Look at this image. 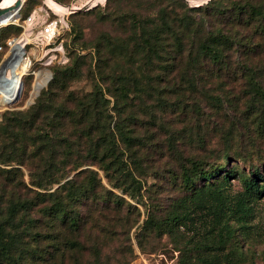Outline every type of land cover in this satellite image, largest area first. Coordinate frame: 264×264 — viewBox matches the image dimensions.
I'll return each instance as SVG.
<instances>
[{"label": "rangeland", "instance_id": "obj_1", "mask_svg": "<svg viewBox=\"0 0 264 264\" xmlns=\"http://www.w3.org/2000/svg\"><path fill=\"white\" fill-rule=\"evenodd\" d=\"M210 1L22 0L19 21L0 27L1 69L12 55L7 42L23 36V20L33 11L43 7V16L49 19L65 16L67 23L52 43V47L62 44L66 59L60 60L58 54L53 64L45 65L34 44L26 47L33 62L32 71H41L42 78L48 73V83L33 98L35 73L24 74V91L18 102L0 107V137L4 141L0 146L4 148L0 157V207L16 201V197L34 201L36 205L30 214L36 227L31 234L42 233L35 240L31 234L23 236L27 245H17L14 252L17 264H61L59 253L44 242L50 233L60 241L78 239L85 245L84 250L67 252L63 264H185L186 257L196 253L187 250L189 232L175 228L170 233H160L152 226L142 229L149 214L162 221L177 201L186 196L180 179L185 160L199 158L206 150L210 160L222 161L228 156L232 165L247 174L264 167V126L263 129L258 126L264 123V104H251L247 83V75L252 72L264 87V19L258 17L264 12V0H218L212 7L208 5ZM235 5L237 9L243 8L240 20ZM250 6L257 10L251 13ZM73 9L80 10L70 13ZM161 13L168 14L180 29V22L188 20L194 24L184 36V53L176 60L167 52L176 43L171 34L160 54L137 52L133 46L135 39L140 40L139 25L150 27L149 19ZM219 28L232 38L230 69L223 72L209 62L199 61L194 48L208 30ZM104 35L115 38L108 54L99 49L101 43L104 45L101 41ZM227 77L234 83L225 84ZM97 88L107 100L101 108L97 107L104 125H109L112 132L117 124L124 125L136 137L132 148L135 152L125 153L130 159L129 172L102 168L98 160L88 158L82 168L61 182L82 171L77 184L88 186L93 180L96 186L95 194L90 192L77 205L84 222L78 237L53 224L43 212L60 196L55 191L61 184H34L33 181H44L40 176L44 167L37 164V159L28 158L29 152L14 154L11 148L20 143H14L12 137L20 133V121L28 118L26 112L46 91H50L46 103L49 117L36 119L29 128L31 134L40 129L52 133L55 141L57 134L70 137L75 132L74 125L69 119L58 122L57 109L60 106L75 109L74 101L91 98L89 94ZM18 112L22 115L14 118ZM105 131L109 138L108 127ZM24 141L26 150H36L40 144L33 136L25 137ZM105 153L108 163L113 158L110 151ZM42 161L45 163L44 158ZM70 167L71 164L66 165L67 171ZM31 170L36 174L32 175ZM134 179L140 184L134 183ZM231 183L233 192L243 190L238 179ZM21 218L22 227L28 216ZM252 225L247 235H239L233 241L243 250V256L238 255L237 259L241 264H264V198L257 203ZM0 264L9 263L0 259Z\"/></svg>", "mask_w": 264, "mask_h": 264}, {"label": "trees", "instance_id": "obj_2", "mask_svg": "<svg viewBox=\"0 0 264 264\" xmlns=\"http://www.w3.org/2000/svg\"><path fill=\"white\" fill-rule=\"evenodd\" d=\"M110 1L108 0V3ZM216 1L218 0H211L208 5L212 7ZM233 7L234 11H238L236 16L239 18L244 13L243 8L239 6L240 8L237 9L236 5ZM198 8L200 9V7ZM250 9L251 13L257 10L255 6H250ZM258 17L264 19V12H260ZM169 18L168 14L161 13L159 17L149 19L150 27H144L140 24V30H138L140 40L135 39L133 45L135 50L137 49V52L148 51L155 55L160 54L166 48L165 41L171 34L176 39V43L167 51L168 56L173 60L182 56L184 53V36L194 24L192 25L188 20L180 22L182 24L180 29ZM193 30L196 31L195 28ZM138 33L135 34L134 32V35L138 36ZM114 39L104 35L101 38L104 45L101 43L99 49H105L108 54L113 48ZM231 47L232 38L222 28L215 31L208 30L206 36L203 39L200 38L199 43L194 46L196 56L199 57L198 60L204 64L209 62L219 72L230 69L229 51ZM66 53L69 57V53L67 51ZM68 61H70V57ZM255 76L252 72L247 75L249 92L252 97L251 104H264V87ZM233 81L230 78L228 81L224 79L225 84H232ZM49 93L50 91L41 93L33 108L26 112L29 115L28 118H23V121H20L18 128V130L21 129L20 133L17 132L12 137L14 143H20L19 146L14 144L11 148L14 154L19 156L29 152L28 158L37 159V164H42L44 167L40 174L44 181L41 183L33 181L34 184L39 186H42L43 183L48 185L61 184L71 173L82 168L88 158L98 160L102 168L105 166L114 168L115 172L131 171L130 159L125 153L135 152L132 148L136 137L127 132L124 125L117 124L115 132H112L109 125H104L100 109L97 107L101 108L102 102L107 100L104 99V93L99 88L94 93L89 94L91 98L82 97L74 101L75 109H68L64 106L57 109L58 113L55 116L58 117V122L61 119H69L74 125L75 132L73 135L61 137L60 134H57L58 141H55L52 133L41 132L40 129L31 134L29 128L34 125L36 119L40 116L49 117L50 112L47 111L46 106L49 101ZM118 103L119 98H117V105L115 106L117 109ZM220 103H222L221 100ZM118 114L121 115L120 110ZM21 115V112L15 113L14 118H20ZM92 118L93 120L90 121ZM258 126L259 129H263L264 123ZM106 127L110 130L108 139L105 136ZM27 136L35 137L36 142L40 143L36 145V150H29L28 148L26 150L27 142L24 140ZM95 138H97L96 143L91 145ZM2 142L4 141L0 137V146L4 144ZM106 143H108L107 146ZM3 150L4 148L0 147L1 158ZM107 151H110L113 158L108 163H106L107 158L105 157ZM83 153L87 155H83ZM101 153L102 155H100ZM206 153L207 151L204 150L202 151L203 155L199 154V158H188L181 165L180 179L181 185L187 193L186 196L177 201L162 221H158L155 215L149 214L142 229L147 230L152 226L151 228L156 227L160 233H170L175 228L189 232L191 236L186 241V247L187 250L196 253L186 257L185 264H241L237 256H243V250L233 241L239 235H247L254 226L252 223L256 218L257 203L264 198V167L256 168L247 174L236 165H232L228 156L222 161H212L206 157ZM41 157L45 159V163ZM20 162L22 163V161ZM67 164L72 166L68 171ZM32 172L34 170H31V174H36V171L35 173ZM81 174L82 171H79L73 178L61 184L55 191V195L59 193L60 196L55 198L50 207L43 208V212L48 214L53 224L64 227L68 232L78 237L84 222L77 205L80 204L81 200L86 199L90 192L95 194L96 190L93 180L89 182L88 186L77 184L80 183ZM233 179H238L242 184L243 190L241 192L232 191L231 181ZM133 181L140 184L136 179ZM15 199L16 201H11L4 208L0 207V259L9 264L18 263L14 254L17 245H27L23 236L31 234L33 228L36 227V220L30 214L36 203L28 199L22 200L19 197ZM74 203L77 204L74 205ZM26 216H28L27 222L25 226L21 227L20 218ZM31 235L35 240L42 233L37 231ZM44 242L59 253L61 264H63L67 252H78L85 249V245L78 239L60 241L52 233L46 237ZM98 251L99 249H97V253ZM75 262L77 263V261Z\"/></svg>", "mask_w": 264, "mask_h": 264}, {"label": "bare ground", "instance_id": "obj_3", "mask_svg": "<svg viewBox=\"0 0 264 264\" xmlns=\"http://www.w3.org/2000/svg\"><path fill=\"white\" fill-rule=\"evenodd\" d=\"M23 3L22 0H3L0 4V9L15 7L17 3ZM14 10L11 14L6 16L0 21V26H7L14 24L21 18L20 12L22 9ZM29 37L25 34L17 38L16 44L13 48V54L6 62L5 72L0 73V107H9L17 102L21 92L23 93V75L28 74L31 68V63L28 59L24 58V52ZM27 49V48H26ZM41 71L35 72L36 80L33 86L32 97L34 98L39 94L43 87L48 83L50 75L46 73L44 78H40ZM2 82H8L6 87L1 85Z\"/></svg>", "mask_w": 264, "mask_h": 264}, {"label": "built area", "instance_id": "obj_4", "mask_svg": "<svg viewBox=\"0 0 264 264\" xmlns=\"http://www.w3.org/2000/svg\"><path fill=\"white\" fill-rule=\"evenodd\" d=\"M47 7L49 8V10H51L50 6L47 5ZM43 11H44V8L40 7L39 9L33 11L26 19L23 20L22 35L26 34L30 39L27 42L26 47L27 45L34 44L35 47L40 51L39 59L45 60L44 61L45 65H51L58 59V54H59L60 60L66 59V55L64 53V48L62 44L56 47H52V43H53V40L57 36H59L63 30L66 29L67 23L65 21V16L63 17L59 16L53 19H49V17L47 18L43 16L42 14ZM38 27L40 28L36 31ZM16 40L17 39H12L7 42V45L9 46L12 54H13V48L16 44ZM26 47H25V52L23 56L25 59H28L29 62L31 63V68L28 71V74L30 73L34 74L35 72L32 71L33 62H32L31 57L27 53ZM2 49L3 47H0V50ZM34 56L37 57V52L34 53ZM40 78H42L41 75H40ZM1 85L3 87H6V85H8V82H2ZM22 86H23L22 88L24 91V86H25L24 79L22 82ZM21 95H22V92H21ZM19 98L17 99V102Z\"/></svg>", "mask_w": 264, "mask_h": 264}, {"label": "water", "instance_id": "obj_5", "mask_svg": "<svg viewBox=\"0 0 264 264\" xmlns=\"http://www.w3.org/2000/svg\"><path fill=\"white\" fill-rule=\"evenodd\" d=\"M3 0H0V4ZM190 1V0H187ZM22 4L20 2L17 3V5L15 7H10V8H4V9H0V21L5 18L6 16H8L9 14H11L14 10H16L17 8H19ZM80 9H73L71 10V13H75L77 11H79ZM1 27V26H0ZM6 69V63H4V65L1 67L0 69V73L5 72Z\"/></svg>", "mask_w": 264, "mask_h": 264}]
</instances>
